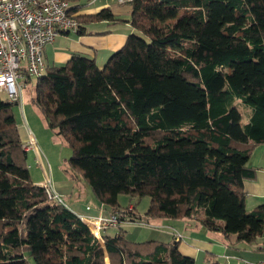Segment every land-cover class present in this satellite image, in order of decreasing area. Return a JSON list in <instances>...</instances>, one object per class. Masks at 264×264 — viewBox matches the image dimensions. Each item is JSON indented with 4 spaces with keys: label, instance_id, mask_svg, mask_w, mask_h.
<instances>
[{
    "label": "trees",
    "instance_id": "16d2710c",
    "mask_svg": "<svg viewBox=\"0 0 264 264\" xmlns=\"http://www.w3.org/2000/svg\"><path fill=\"white\" fill-rule=\"evenodd\" d=\"M129 5L137 34L103 68L74 54L47 67L33 99L71 148L72 177L83 178L120 224L101 230L104 248L32 180L18 104L0 93V264H106V255L110 264H195L176 243L128 240L124 222L195 221L246 244L264 235V206L247 211L244 191L255 176L250 154L264 144V0ZM69 13L80 35L117 20L108 9ZM121 195L148 197L145 214L122 209Z\"/></svg>",
    "mask_w": 264,
    "mask_h": 264
},
{
    "label": "crops",
    "instance_id": "0c3cea01",
    "mask_svg": "<svg viewBox=\"0 0 264 264\" xmlns=\"http://www.w3.org/2000/svg\"><path fill=\"white\" fill-rule=\"evenodd\" d=\"M70 5L75 16L93 15L108 9L117 20L89 24L83 35L60 34L53 43L46 46L45 63L47 67L63 66L67 64L72 55L80 54L94 59L97 66L103 68L110 58L125 46L129 36L137 34L136 29L130 23L132 9L129 4H121L118 0H75L70 1ZM16 123L17 126L19 125L18 130L23 142L29 136L28 132L17 119ZM31 132L30 130V136L33 133ZM249 167L255 171V176L245 181L244 191L245 206L247 211L251 212L264 206V144L253 148L249 158ZM51 188L62 199L65 195H72L71 188L57 187L53 185V182H51ZM84 199L73 198L70 204H64L78 217L97 218L108 217L112 214L96 199V201L93 200L96 205L90 202L85 204ZM134 206L131 204L129 207ZM151 227H153L152 230L148 229L150 238L139 237V242L156 240L162 243H176L180 252L192 258L195 264H253L264 261V235L256 242L246 244L238 242L234 236L227 238L221 233L210 232L197 225L195 221L162 219L156 221ZM102 246L105 248L103 244Z\"/></svg>",
    "mask_w": 264,
    "mask_h": 264
},
{
    "label": "built area",
    "instance_id": "2783aa9c",
    "mask_svg": "<svg viewBox=\"0 0 264 264\" xmlns=\"http://www.w3.org/2000/svg\"><path fill=\"white\" fill-rule=\"evenodd\" d=\"M131 1L119 0L120 3ZM70 9L66 0H0V93L9 102L22 105L24 90L46 73V46L62 33L78 32L79 23L70 15ZM29 139L30 142L23 145L26 152L36 149L34 139ZM49 181L44 185L48 194L64 204ZM79 218L90 229L89 224H95L99 235L102 229L118 226L117 216ZM253 264H264V261Z\"/></svg>",
    "mask_w": 264,
    "mask_h": 264
},
{
    "label": "rangeland",
    "instance_id": "374dc122",
    "mask_svg": "<svg viewBox=\"0 0 264 264\" xmlns=\"http://www.w3.org/2000/svg\"><path fill=\"white\" fill-rule=\"evenodd\" d=\"M121 4H130V2ZM140 35L142 34L140 33ZM35 85L36 79L32 81L29 89L24 90L22 98L23 104L14 106L15 118L24 125L29 135L27 139L23 141V145L30 142L29 138L31 136L36 143V149L27 151V164L29 165L32 180L36 182V184L39 183L45 185L50 179L51 181L49 182H53V185H56L57 187L71 188L72 195L69 194L63 197V201L66 204H70L69 202L73 198L79 200L81 198L83 200L87 195L88 198L86 197L87 199H84L85 204L86 202L87 204L89 202L94 203L96 200L93 196L90 185L83 178L74 179L67 166V161L72 156L71 148L56 131L48 127L47 123L33 104ZM2 97L5 98L4 95H2ZM240 108L243 110L242 107ZM18 110H20L19 113ZM30 130L34 135L31 132L32 134L30 136ZM131 204L135 205L137 213L144 215L149 207L150 199L148 197L139 198L128 195H121L119 197V205L122 209L128 208ZM93 205L96 204L94 203ZM112 216H117L118 224H120L119 214H111L108 217L100 216L97 217V219H108ZM151 226H153V224L143 225L129 222L121 224L122 230L126 232V238L134 242H139V237L150 238L148 229L150 228L152 230L153 227ZM119 230L120 229L118 228L112 229L107 231V234L114 235ZM106 264H110L108 255H106Z\"/></svg>",
    "mask_w": 264,
    "mask_h": 264
},
{
    "label": "bare ground",
    "instance_id": "6f19581e",
    "mask_svg": "<svg viewBox=\"0 0 264 264\" xmlns=\"http://www.w3.org/2000/svg\"><path fill=\"white\" fill-rule=\"evenodd\" d=\"M89 225H90L92 231L94 232V234H96L97 237H99V239H101V237H100V235H99V232H98V229L96 228V225L93 224V223H90Z\"/></svg>",
    "mask_w": 264,
    "mask_h": 264
}]
</instances>
